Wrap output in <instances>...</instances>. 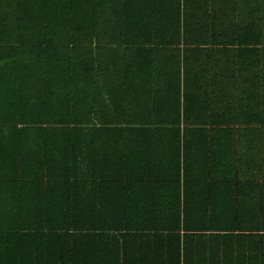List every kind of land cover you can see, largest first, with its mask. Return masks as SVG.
I'll use <instances>...</instances> for the list:
<instances>
[{"label":"trees","instance_id":"obj_1","mask_svg":"<svg viewBox=\"0 0 264 264\" xmlns=\"http://www.w3.org/2000/svg\"><path fill=\"white\" fill-rule=\"evenodd\" d=\"M257 102L264 143V0H0V264H264V177H175Z\"/></svg>","mask_w":264,"mask_h":264},{"label":"crops","instance_id":"obj_2","mask_svg":"<svg viewBox=\"0 0 264 264\" xmlns=\"http://www.w3.org/2000/svg\"><path fill=\"white\" fill-rule=\"evenodd\" d=\"M8 1V0H7ZM13 1V0H12ZM9 35V32L6 31L3 35V39H7ZM20 46V45H19ZM257 97L260 96V93L258 92ZM255 112H251L249 115V122L246 121L245 123H232L230 122V116L226 117V120L224 123L221 124H213L209 126V129H216L221 131H229L228 133L232 135L234 131H240L241 134H236L235 137H232L231 135L227 137V134L224 133L225 138L223 140L227 139L228 143L233 144L234 146H239L237 149H234L231 151L230 156H232L234 160V169L232 170H226L224 169L223 163L218 162L216 163L215 167H212V171L207 172V179L205 183L200 187L201 181H196L197 184L195 185L194 189L190 191V193H187V178L184 174H182V178H179L178 175H172L175 176L177 179H180L181 186H182V208L184 210L185 204H202L201 203V197H204V201H206L207 195L210 194V191L212 190V195L219 198V202L216 204H251L250 199L255 196L254 193H247L246 195H241L239 190H235L238 187L240 176L244 171H247L251 175H258V177L263 178L264 177V148L262 145L258 146V144H264L262 138H256L252 137V135H255L254 133L250 136L249 131H256L261 130V127L258 125L257 122H255L254 117L255 115H258L261 112V106H259ZM224 106L227 105V102L223 104ZM229 108V103L228 106ZM241 111V110H240ZM259 111V113H257ZM247 117V115H246ZM224 118V117H223ZM243 120H245V115L242 117ZM232 131V132H230ZM243 131V132H242ZM227 142V141H225ZM249 145L251 146L249 149ZM257 145V147H255ZM243 146V150L241 149ZM248 147V149L246 148ZM249 152V153H248ZM223 166H221V165ZM196 170L198 171V167L196 164ZM156 171V170H155ZM166 171V172H164ZM229 171V172H228ZM168 170H161V172L155 174V176L160 177H166L169 176ZM222 178L220 182H217V178ZM236 177V179H232ZM168 183L175 182V180H167ZM161 182L153 181L152 186H155L156 184H159ZM262 183V182H261ZM227 184V187L224 185ZM163 189H168L164 187L162 184L161 186ZM176 187V185H173L170 187ZM204 187H207V191L203 190ZM235 190V191H234ZM151 191H154L152 188ZM234 191V192H233ZM256 192H263L264 194V187L262 186L260 189H257ZM152 194V193H151ZM188 194V196H186ZM163 196V194H162ZM250 196V198H249ZM262 198V197H261ZM187 199V201H186ZM208 204H214L213 199L209 198Z\"/></svg>","mask_w":264,"mask_h":264}]
</instances>
